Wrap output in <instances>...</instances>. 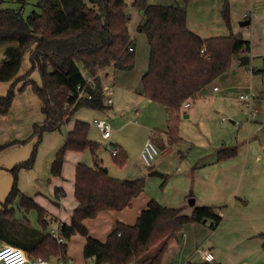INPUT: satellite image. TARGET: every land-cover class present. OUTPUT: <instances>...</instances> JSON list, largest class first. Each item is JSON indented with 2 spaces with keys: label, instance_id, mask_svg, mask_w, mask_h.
<instances>
[{
  "label": "trees",
  "instance_id": "obj_1",
  "mask_svg": "<svg viewBox=\"0 0 264 264\" xmlns=\"http://www.w3.org/2000/svg\"><path fill=\"white\" fill-rule=\"evenodd\" d=\"M88 1L90 5L85 0H38L37 9L27 15H23L20 7H0V43H8L0 60V81L12 80L6 93L0 95V114L9 111L16 91L30 86L41 102L44 116L39 125H33L32 136L38 139L31 154L9 170L13 181L5 199L0 202V227L5 218H8L6 228L10 223L17 227L22 221L15 217L12 207L18 200V206L24 212L35 210L38 223L46 228L45 210L18 189V172L32 168L43 133L60 130L81 107L92 110L107 108L102 94V79L98 74L100 70L109 67L131 70L135 65L125 0ZM131 5L142 12V23L137 30L145 36L149 48L147 69L141 77L142 93L166 107L169 113L167 142L173 144L181 139L178 135L181 106L227 71L234 56L247 55L250 44L232 34L202 38L189 30L188 0L173 5L133 0ZM221 13L228 24L226 3ZM25 58L29 68L17 76ZM91 68L94 86L86 84L91 98L80 99L71 108L76 99V87L86 83L85 69ZM33 72L38 73L39 83L30 77ZM254 72L264 74V68ZM19 81L23 83L16 90ZM66 104L69 107H64ZM88 130L87 122L75 120L51 162V175H61L67 151L88 149L95 156L100 144L88 138ZM16 142L22 141L0 144V150ZM154 143L160 147L164 145L159 138H154ZM235 154L236 149L233 148L217 155V160ZM112 157L119 167L127 160L122 148ZM168 177L163 175L160 187ZM73 181L76 205L69 222H62L60 234L64 239L75 233L83 235V255L86 258L92 256L95 264H160L168 243L181 233L185 223L210 219L211 227L215 228L221 220V214L209 206H198L191 217H184L179 216L182 207L170 208L151 198L135 223L116 222L106 238L99 240L88 234L83 221L101 211L121 210L130 205L131 200L143 191L144 179L115 178L101 166L78 163ZM55 195L60 198L64 190L56 187ZM7 243L25 249L29 256L34 257L48 258L51 255L63 258L66 251L65 242L58 243L49 231L36 242H12L8 239ZM152 247H155L154 253L146 256Z\"/></svg>",
  "mask_w": 264,
  "mask_h": 264
},
{
  "label": "crops",
  "instance_id": "obj_2",
  "mask_svg": "<svg viewBox=\"0 0 264 264\" xmlns=\"http://www.w3.org/2000/svg\"><path fill=\"white\" fill-rule=\"evenodd\" d=\"M132 1L133 0H131L130 4H132ZM148 1L149 3L164 5H173L175 3L182 4L181 0ZM212 1L213 2L210 4L207 0L206 2L205 0H198L197 2L189 0V4L187 6V27L189 30L193 31L202 38L212 37V35L204 36L199 33L197 28L194 29L193 27L195 26L201 28L204 25H207L213 28L215 24L211 20H204L203 16L208 14H215L216 16V14H218L226 27L230 26V18L233 16V0ZM202 3L206 4L204 8L198 6V4ZM225 3L228 5L229 10L228 24H226L221 13L222 7ZM251 5L257 9H264V0H251ZM194 9L196 10L195 12ZM139 14L141 17L138 19L134 29L130 28V24H132L130 15L128 22V29L130 38L134 44L135 55L136 47L138 46L137 38L139 37V39H142V43L146 42L145 36L137 30V26L142 23V12L139 11ZM246 16L247 17L243 14V17L239 18L241 19L240 21L244 19H249V21H251L249 15ZM249 44L250 51L247 54L249 55V58L251 55L262 56L261 53L264 52L263 50H259V52L256 53L253 51V43L249 42ZM7 45L8 43H0V60L4 56V49ZM146 48L148 55L149 48L147 42ZM239 56H234L232 58L231 65L235 63V60L239 64ZM147 64L148 58L144 70L140 73V84L141 77L147 69ZM28 68L29 63L27 58H25L17 76L24 74ZM112 70L114 74L113 81L111 79L113 84L111 85L113 87L116 71H130L109 67V69L102 72L104 73L101 78L103 84H110V82H106L105 78ZM102 73L99 72V76ZM30 77L37 83L40 82L37 72H33ZM216 79L212 84L207 85L209 87L212 85L211 87L213 92H219V88L217 90L213 89L214 85L217 86ZM11 81L12 80L0 81V95L6 93ZM22 83L23 81H19L17 83L16 90L22 85ZM201 91L198 93L199 95ZM141 94L143 95L142 92ZM145 99L148 106L150 104H157L146 97ZM254 100L257 102V97H255ZM112 104L113 99L112 103L107 104V106ZM158 105L160 106L161 104ZM161 106L164 109H162L163 112L166 113V126L163 127L162 124H160V127L150 126L149 135L157 136L154 138H160L164 145L163 147L156 146L160 149H165L164 151H166L168 149L165 147L169 113L164 105ZM189 106L190 103L188 107ZM184 108L186 109L187 107ZM79 109L74 113L75 118H73V115L66 125L62 126L60 130L45 132L42 134L37 145L35 162L32 168L21 169L18 172L17 186L20 192L25 196L32 197V199L45 210L44 218L48 225L46 228L42 227V233L44 234L53 227L52 224H54L55 220L56 222H69L72 210L76 205L74 197L72 201L63 200L62 197L65 195V191L64 195L57 199L55 195V188L60 187L63 190L64 187L67 188L63 183L64 180L62 176V173L65 174L66 170L72 174L71 177H73L74 180L76 165L78 163H84L83 155H80L78 153L79 151H67L64 154L60 176L51 175L50 166L57 150L64 143L67 132L73 128L75 120H82L77 117L78 115L76 116V113L80 111ZM86 109L91 111L89 113L94 114L92 119L104 118L108 121L106 117L102 116L106 114L104 110ZM81 113L88 114V111H83ZM185 116H188V114H185ZM43 117L44 116L41 112V102L32 92L30 86H26L21 91H16L9 111L3 115L0 114V144L15 140L22 141L12 143L0 150V202L5 199L13 181L12 174L9 170L19 162L26 160L31 154L33 146L38 139L37 136H32L33 125H39L42 122ZM71 120L73 121L71 122ZM131 121L136 122V120ZM150 121L156 122L159 121V118L151 116ZM244 134H246L244 138H246L245 141L248 152L245 151L239 155V150L236 149L235 155L226 157L222 160H217V155H212V157L203 161L207 155H201L198 157V161H196V163L198 162L196 167L191 166L189 163L181 165L180 168H178L179 171L177 169L176 172H173L168 181H166V183L162 186V190L164 192L162 198L163 202L158 199L162 205L170 208H177L180 207L179 204L185 197L193 195L199 200L198 206L212 207L215 212L221 214V220L215 228L206 226V221L208 219H206L205 222L202 220L185 223L181 234L168 243L160 264H192V260L196 254H198L202 260L199 249L211 250L214 254L213 260L218 262L216 264H264V126L260 125V123L259 125L257 123H252L251 125H248V130L246 129V133ZM257 135L259 136V139H257ZM108 143L114 145L111 141ZM116 146L117 147L115 148L118 149V152L120 148L126 152L124 146ZM141 149L142 147H140L139 152ZM97 151L95 156H92L93 162L89 166H101L110 176L115 178L131 179L118 176L120 174H114L111 170V163H104L102 158L99 159L100 157L97 154ZM249 151L254 153H249ZM182 156L183 155L180 157ZM112 162L115 167L119 168V170L122 169V166L119 167L114 163L113 157ZM181 164L183 163L181 162ZM116 173L119 172L117 171ZM163 175L165 174L162 173V177ZM175 177L178 179L181 178L180 181L173 182ZM149 199L151 198H149V196L142 191L131 200L130 205L121 210L101 211L95 217L85 219L83 223L87 227L88 234L99 240H104L116 222L124 224L135 223L136 219L140 215V212L146 207ZM66 204L69 206L63 212L62 208L64 205L66 206ZM12 207H14L16 215H18L19 210L22 211L23 214H28L31 211L36 212L35 210L24 212V209L18 206V201H16ZM39 235H41L42 238L43 234L40 233ZM78 236H80V238ZM66 239L64 241L66 244V251L63 256V264H95L92 256L86 258L83 255V246L85 243V237L83 235L75 233ZM213 260L211 262H213Z\"/></svg>",
  "mask_w": 264,
  "mask_h": 264
},
{
  "label": "rangeland",
  "instance_id": "obj_3",
  "mask_svg": "<svg viewBox=\"0 0 264 264\" xmlns=\"http://www.w3.org/2000/svg\"><path fill=\"white\" fill-rule=\"evenodd\" d=\"M37 1L38 0H23V2H19L18 0H0V7H20L23 15H27L31 10L37 9L35 6ZM85 1L90 5L88 0ZM125 1L128 3L126 12L131 16L132 21L130 28L134 29L141 15L138 9L130 4L131 0ZM194 1L197 2L198 0ZM181 2L183 3V0H181ZM207 2L211 4L213 1L207 0ZM205 5L204 3L198 4L201 8H204ZM195 11L194 9V12ZM243 14L249 15V18H251L250 23L247 25L239 24L241 20L239 18L243 17ZM236 16L239 17L237 18ZM203 19L211 20L215 24L213 28L207 25L201 28L192 25L194 29L197 28L200 34L204 36H226L232 34L233 36L253 43L254 52L257 53L259 50L264 51V9L253 7L251 5V0H233V16L230 18L229 27H226L218 14H216V16L215 14H208L203 16ZM141 41L142 39L138 37L134 68L125 72L116 71L113 87L114 92L111 95L113 104L107 106L104 101L107 108L104 109L106 114L102 116L106 117L111 125V137L107 140L102 138L100 130L94 126L92 119L94 114L89 113L91 112L90 110L81 108L79 109L80 111L76 113V116L78 115V118L89 123V139L100 143V147L97 151L100 157L99 159L102 158L104 163H111V170L114 174H120L118 176L131 179L143 178L144 193L149 196V198H154L155 200L160 199L163 202L162 198L164 192L162 187H160L163 177L159 175H150L151 171L157 170L163 174H167L169 175V179L173 172H176L181 165L189 163L191 166L196 167L198 165L196 161H198V157L201 155H207L203 160L205 161L207 158L209 159L212 157V155H219L233 148L239 150L240 155L247 151L246 138H244L246 134L244 133H246V129L248 130V125L252 123H257L259 125L260 123V125L264 126V74L254 72V70L264 68V52L261 53L262 56L251 55L250 62L245 66L239 65L235 60V63L230 66L229 70L216 79L219 92H213L212 85H210V87H205L200 95L197 94L193 98L188 99L190 106L186 109H183V106H181L183 110L178 120V135L181 139L173 144H168L166 140L165 148L168 149L164 151L165 149L158 148L159 153L154 157L151 164L147 165L141 159L139 149L149 137L153 141L154 137H157L149 135L150 126L160 127V124H162L163 127L166 126V113L163 112V107L161 105L159 106L158 103L155 104L156 106L153 104L148 106L145 97L141 94L140 73L144 70L148 58L146 42H143V44ZM107 69L100 70L99 72L102 73ZM103 74L104 73L100 74V78L103 77ZM113 74L112 70L107 77L105 76L106 82L113 84ZM240 94L254 95V98L241 100L239 98ZM255 97H257V102L254 100ZM83 111H88V114L81 113ZM185 114H188V116H185ZM151 116H156L159 118V121H150ZM73 118H75V115ZM73 120H71V122ZM131 120H136V122ZM258 134L260 135L259 132ZM257 139H259L258 135ZM109 141L113 142L114 145L109 144ZM116 145L124 146L127 153V160L121 170L115 167L112 162L111 149L117 147ZM78 153L83 155V162L85 164H92V154L88 149L79 151ZM249 153L254 152L249 151ZM181 155L183 156L180 157ZM181 162L183 164H181ZM117 171L119 173H116ZM62 176L64 180L63 183L67 187H64L65 195L62 198L64 201H72V174L66 170V173H62ZM180 179L175 177L173 182H178ZM68 206L67 204L63 206V212ZM36 215L34 211L23 214L22 211L19 210L18 215H16L15 212V217L22 221L18 222L17 227L10 223L9 228H6L8 218H5L0 227V245H10L11 243H7L8 239L12 242L20 240L26 242L38 241L41 237L39 234L44 233H42V226L37 222ZM55 223L56 220L52 226H54ZM206 226L212 228L210 219L206 221ZM30 237L33 238L30 239ZM78 237L80 238V236ZM25 238L27 240H24ZM154 251L155 247H152L146 253V256L152 255ZM56 257L57 256L49 255L48 258L55 261ZM192 261V264L218 263L216 260L210 263L204 262L200 259L198 254L194 255Z\"/></svg>",
  "mask_w": 264,
  "mask_h": 264
},
{
  "label": "built area",
  "instance_id": "obj_4",
  "mask_svg": "<svg viewBox=\"0 0 264 264\" xmlns=\"http://www.w3.org/2000/svg\"><path fill=\"white\" fill-rule=\"evenodd\" d=\"M246 16V15H245ZM86 73V83L84 85H78L76 87V99L74 104H72L71 108L77 103L80 99H90L91 93L86 90V84H91L94 86L93 75L90 70L85 69ZM214 90H217V86H213ZM113 93V86L111 84H103L102 94L104 96V101L106 104L112 103V95ZM239 98L241 100L252 99L254 95L248 94H240ZM184 107L188 106V102L184 103ZM64 107H69L66 104ZM94 126L97 127L101 135L104 139H109L111 137V125L110 123L104 118H95L93 119ZM159 153V149L156 144L153 142L151 138H148L142 146L140 151V156L143 162L147 165H150L154 157ZM118 154L117 148L111 149V155L114 156ZM63 223L61 221H57L55 225L49 230L51 236L56 239L58 243H64L65 239L61 236L60 230L61 225ZM201 258L203 261L211 262L214 259V254L211 250L199 249ZM64 260L62 257H56L55 261L51 258H44V257H34L29 256L28 252L13 244H1L0 245V264H63Z\"/></svg>",
  "mask_w": 264,
  "mask_h": 264
},
{
  "label": "water",
  "instance_id": "obj_5",
  "mask_svg": "<svg viewBox=\"0 0 264 264\" xmlns=\"http://www.w3.org/2000/svg\"><path fill=\"white\" fill-rule=\"evenodd\" d=\"M249 22H250L249 19H244L240 21V25H247L249 24ZM249 59H250L249 55H241L238 57L239 64L242 66L247 65L249 63ZM90 72L91 73L93 72L92 68L90 69ZM150 174L162 176V173L157 170L151 171ZM198 202L199 200L196 196L189 195L185 197L183 201H181L179 204V206L182 207V209L179 212V216L191 217L194 211L196 210V208L198 207ZM205 221L206 219H203V222Z\"/></svg>",
  "mask_w": 264,
  "mask_h": 264
}]
</instances>
